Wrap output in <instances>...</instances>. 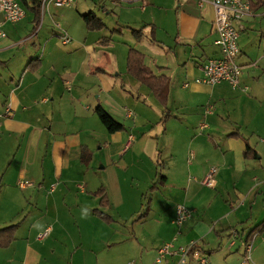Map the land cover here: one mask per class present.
Wrapping results in <instances>:
<instances>
[{
    "label": "crops",
    "instance_id": "0c3cea01",
    "mask_svg": "<svg viewBox=\"0 0 264 264\" xmlns=\"http://www.w3.org/2000/svg\"><path fill=\"white\" fill-rule=\"evenodd\" d=\"M75 1L74 8L95 7L93 0ZM208 2L98 0V12L81 14L86 30L92 35L103 29L90 30L84 15L93 12L105 28L106 15L113 27L105 43L126 42L102 54L87 46L67 70L50 41L40 51L33 43L28 57L7 28L26 21L27 39L35 42L45 17L54 27V10L68 8L44 10L41 4L39 22L34 0H21L25 18L4 24L8 34L0 40V113L11 107L0 120V230L17 226L14 241L0 247V264H115L109 252L127 242L115 238L130 234L134 215L135 226L159 219L153 224L161 244L141 252L139 264H156L165 244L183 248L192 242L198 250L187 257L189 264L196 258L203 264L202 255L207 264H241L249 235L264 222V0H251L254 15L235 24L238 88L198 82L203 65L220 55ZM131 49L144 56L155 77L169 81L165 105L128 72ZM98 107L124 130L109 133ZM207 107L213 108L209 115ZM233 133L239 138L228 137ZM247 143L255 157L246 158ZM212 168L218 170L216 186L208 189L201 181ZM146 188L152 191L143 212ZM100 190L106 207L96 195ZM171 202L172 218L165 214ZM178 206L192 212L181 228L175 224ZM19 210L27 214L16 224ZM47 228L49 236L38 239ZM251 240L253 264H264V231ZM179 262L173 256L162 264Z\"/></svg>",
    "mask_w": 264,
    "mask_h": 264
},
{
    "label": "built area",
    "instance_id": "2783aa9c",
    "mask_svg": "<svg viewBox=\"0 0 264 264\" xmlns=\"http://www.w3.org/2000/svg\"><path fill=\"white\" fill-rule=\"evenodd\" d=\"M119 2H129V0H117ZM200 7H203L207 0H197ZM209 4L214 9V29L217 34L215 45L219 48L220 55L209 59L203 65V77L199 83L214 86L222 82L229 83L233 88L240 85L242 67L238 63L240 48L238 44L239 31L235 27L237 22L254 15L251 0H209ZM43 9L48 10L49 6L56 8H71L76 4L75 0H42ZM26 16V11L21 5V0H0V40L7 37L3 26L6 23L16 24ZM60 37L64 45L71 42V38L64 32H60ZM213 112L212 107H207L206 115ZM11 114V107L8 106L3 114L0 113V120ZM202 127H205L203 125ZM217 168H212L207 176L201 181L205 187L215 188ZM27 185L23 180L20 186ZM55 186H52V189ZM192 216V212L184 206H178L175 220L176 226L181 228ZM51 228H47L38 235V239L43 240L51 233ZM238 232L233 231L232 236L236 238ZM196 244L190 243L187 247L176 248L173 243L162 246L157 253L156 264H162L169 257H180L179 264H189L187 257L190 256L192 247ZM196 252V250L194 251ZM201 263L207 264L208 260L201 258ZM241 264H253L251 244L246 245L245 255Z\"/></svg>",
    "mask_w": 264,
    "mask_h": 264
},
{
    "label": "rangeland",
    "instance_id": "374dc122",
    "mask_svg": "<svg viewBox=\"0 0 264 264\" xmlns=\"http://www.w3.org/2000/svg\"><path fill=\"white\" fill-rule=\"evenodd\" d=\"M97 1L98 0H93L92 3L95 5V7L93 8H88L87 5L81 2L82 4L78 5V8L71 7L68 9H55L54 11L57 13L56 14L57 16L56 19L54 20V27L50 26V19L45 17L44 24L42 27V32L38 35V38L35 40V42L28 41L29 39H27V37L31 33V26H28V24H26V21L16 27L9 26V28H7L9 34L8 33L7 34L11 38H14L16 41L18 40L21 41L23 46L20 48L18 47V50L20 53H23L28 57H31L29 56L30 55L29 52L30 49L34 47L33 43L36 44L34 48L37 51H40L41 47H43L45 44H47L50 41L54 49L59 51L63 56V63H66L64 65L68 67L67 70H71L73 69V65L76 63V61L79 60V53L83 52L84 50H87L88 49L87 46L92 45V47L96 49L97 53L102 54L103 51H111L112 46L117 42L121 41L123 45L124 42H126L124 39H118V41L115 42L114 44H112L111 41L109 40L105 43L106 38H109L112 35L111 29L113 27L112 18L108 17L106 19V15H104V18H105V24H107L108 28L106 27L102 31H99V33H94L92 35L91 33H88L81 19V14H84L85 12L91 10H95L96 12H98L97 7H99L100 4H95ZM14 29H18V30L16 33L13 34L10 32V30L13 31ZM60 29H62L61 31H64L72 39V42L69 43L70 45L63 44L59 34ZM24 166L27 167V164H25ZM207 188L212 189L210 187ZM151 191L152 190L147 188L144 191L146 192L147 197H144V200L142 202L144 204V206H142L143 212L148 208ZM158 201L159 200H157L156 210L159 205ZM173 208L174 206L173 203L171 202L170 206L169 207L166 206L165 209V214L169 215L171 218L173 217L171 213V209ZM18 212L20 214L17 215V219L15 220L16 224L17 222L21 221L24 218L25 214H27V212H24L25 214H23L21 210H19ZM156 216L157 215H155L154 218L150 220L147 224L141 223L138 226L134 225L136 222L135 220L136 215H134L132 219L131 218L129 219L128 226L130 229V234L129 235H127V233H125L124 235L121 234L120 236H117L115 238L117 239L119 237V239L122 240V237H125L128 238L127 242L124 245L122 244L118 245L109 252V255H113L115 257L114 258L115 264H130V263L139 264L141 262V257H142L141 252L145 256L147 252L152 251L151 247L156 248L160 246L161 244L159 237L160 235H158L159 229L155 226V224H153L155 220L157 221L159 220L158 218H156ZM173 226L171 227V229L175 230V227ZM147 249L149 251H146ZM200 257L208 258L205 255L199 256V258ZM218 258H220V256H218ZM197 262H198V258L195 259L193 264H200L199 262L198 263Z\"/></svg>",
    "mask_w": 264,
    "mask_h": 264
},
{
    "label": "trees",
    "instance_id": "16d2710c",
    "mask_svg": "<svg viewBox=\"0 0 264 264\" xmlns=\"http://www.w3.org/2000/svg\"><path fill=\"white\" fill-rule=\"evenodd\" d=\"M35 7L32 8L36 13V19L40 22V14H41V2L34 0ZM253 9L255 5H252ZM84 21L86 22L88 28L90 30H102L105 28L102 20L99 19L93 12H90L83 16ZM31 65V64H30ZM127 69L128 72L135 77L138 81L142 84L146 85L151 89V91L155 94V96L159 99V101L165 105L167 100V93H168V85L169 81L167 78L161 77L157 78L154 76L152 71L145 65L144 63V56L138 53L137 51L131 49L128 55L127 60ZM96 114L98 115L100 121L105 126L109 133H116L124 130V126L117 122L108 112H106L102 107H98L96 109ZM167 118H163V122L166 121ZM228 137H237L239 135L237 133L230 134ZM247 149L245 151L246 158H252L254 156V152L247 143ZM87 150L84 148L83 150V163H88L87 158ZM96 195L101 196V206L106 207L109 204L108 198L105 196L104 190H100ZM148 211V210H147ZM147 213V212H146ZM98 217L106 222L112 221V219L101 212H96ZM17 231V226H11L9 228H5L0 230V247L6 248L8 247L15 239V234ZM264 231V222L261 223L259 226L253 229V232L249 235L247 245H250L252 242V238L259 234L260 232ZM195 250H198V246L192 247L190 252V257L194 253Z\"/></svg>",
    "mask_w": 264,
    "mask_h": 264
}]
</instances>
